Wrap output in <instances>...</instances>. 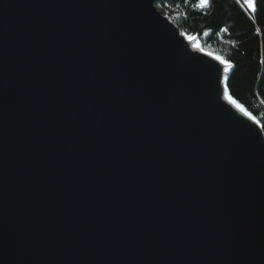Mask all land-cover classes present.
Here are the masks:
<instances>
[{"label":"water","instance_id":"water-1","mask_svg":"<svg viewBox=\"0 0 264 264\" xmlns=\"http://www.w3.org/2000/svg\"><path fill=\"white\" fill-rule=\"evenodd\" d=\"M208 53L155 0H0V264H264V134Z\"/></svg>","mask_w":264,"mask_h":264},{"label":"trees","instance_id":"trees-1","mask_svg":"<svg viewBox=\"0 0 264 264\" xmlns=\"http://www.w3.org/2000/svg\"><path fill=\"white\" fill-rule=\"evenodd\" d=\"M155 0V5L184 34L197 36L202 49L231 65L226 88L233 100L260 124L264 134V0L252 12L237 0Z\"/></svg>","mask_w":264,"mask_h":264},{"label":"snow or ice","instance_id":"snow-or-ice-1","mask_svg":"<svg viewBox=\"0 0 264 264\" xmlns=\"http://www.w3.org/2000/svg\"><path fill=\"white\" fill-rule=\"evenodd\" d=\"M187 2V0H186ZM241 0H237V3H240ZM210 0H198V3L194 5V7L197 8H206L209 6ZM243 3L247 5V7L252 11V12H256L257 11V6H258V0H243ZM208 55H212L211 53H208ZM215 60L219 61L220 64H222L223 67V71L225 74L228 73L229 69L232 67V65L226 61L223 57L221 56H215L214 57ZM225 96L226 98L229 100V102L233 105L236 106V108H238L245 116H247L249 119H253V117L251 116V114L249 112H247L240 104H238L235 100H233L231 98V96H228V92L227 89H225Z\"/></svg>","mask_w":264,"mask_h":264},{"label":"bare ground","instance_id":"bare-ground-1","mask_svg":"<svg viewBox=\"0 0 264 264\" xmlns=\"http://www.w3.org/2000/svg\"><path fill=\"white\" fill-rule=\"evenodd\" d=\"M241 3L243 4V7H244V8H246L247 10H250V9L247 7V5L243 3V0H241ZM188 38H190V37H188ZM226 100H228V99L226 98Z\"/></svg>","mask_w":264,"mask_h":264},{"label":"rangeland","instance_id":"rangeland-1","mask_svg":"<svg viewBox=\"0 0 264 264\" xmlns=\"http://www.w3.org/2000/svg\"><path fill=\"white\" fill-rule=\"evenodd\" d=\"M158 11L163 15V13L161 12V10L160 9H158ZM165 16V15H164Z\"/></svg>","mask_w":264,"mask_h":264}]
</instances>
